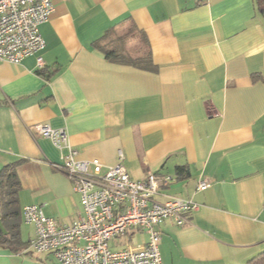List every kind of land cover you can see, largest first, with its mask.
I'll list each match as a JSON object with an SVG mask.
<instances>
[{"label": "crops", "instance_id": "1", "mask_svg": "<svg viewBox=\"0 0 264 264\" xmlns=\"http://www.w3.org/2000/svg\"><path fill=\"white\" fill-rule=\"evenodd\" d=\"M35 56L0 62V171L17 163L21 210L38 205L70 225L81 198L54 166L61 151L36 126L66 128L81 159L134 180L170 177L159 202L200 205L162 224L164 264H250L264 252V18L255 0H53ZM126 39L155 72L106 59L96 44ZM181 169V170H180ZM212 180L206 191L198 185ZM20 237H36L22 215ZM131 231L113 248L141 244ZM114 245V246H113ZM0 248V264H60L51 253Z\"/></svg>", "mask_w": 264, "mask_h": 264}, {"label": "built area", "instance_id": "2", "mask_svg": "<svg viewBox=\"0 0 264 264\" xmlns=\"http://www.w3.org/2000/svg\"><path fill=\"white\" fill-rule=\"evenodd\" d=\"M54 11L53 0H0V62L17 66L35 56L43 69L46 41L40 27L49 22ZM36 129L62 152V162L54 167L72 182L81 198L83 215L70 225H62L47 217L40 206H26L23 219L36 230L28 251L51 253L60 264H164L162 224L172 221L183 226L200 205L182 198L159 202L161 187L172 179H160L154 173L143 180L132 179L122 152L118 164L108 167L98 159H81L66 128L40 124ZM211 185V178L205 177L198 190L206 191ZM131 231L144 233L147 241L112 247Z\"/></svg>", "mask_w": 264, "mask_h": 264}, {"label": "trees", "instance_id": "3", "mask_svg": "<svg viewBox=\"0 0 264 264\" xmlns=\"http://www.w3.org/2000/svg\"><path fill=\"white\" fill-rule=\"evenodd\" d=\"M258 13L264 18V0H255ZM106 59L121 65H130L142 70L155 72L152 53L144 52L133 57L128 50L126 39L114 36L107 44H96ZM17 163L6 165L0 171V221L7 234L0 228V248L20 253L27 248L20 237L22 210L19 205L21 183L17 173ZM181 170V169H180ZM250 264H264V252L254 258Z\"/></svg>", "mask_w": 264, "mask_h": 264}, {"label": "water", "instance_id": "4", "mask_svg": "<svg viewBox=\"0 0 264 264\" xmlns=\"http://www.w3.org/2000/svg\"><path fill=\"white\" fill-rule=\"evenodd\" d=\"M0 228L2 229V231L4 232V234H7V231L5 230L2 222L0 221Z\"/></svg>", "mask_w": 264, "mask_h": 264}, {"label": "rangeland", "instance_id": "5", "mask_svg": "<svg viewBox=\"0 0 264 264\" xmlns=\"http://www.w3.org/2000/svg\"><path fill=\"white\" fill-rule=\"evenodd\" d=\"M114 246V245H113Z\"/></svg>", "mask_w": 264, "mask_h": 264}]
</instances>
